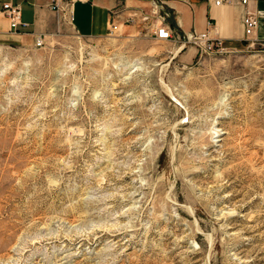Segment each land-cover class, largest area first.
Returning a JSON list of instances; mask_svg holds the SVG:
<instances>
[{
    "label": "rangeland",
    "instance_id": "1",
    "mask_svg": "<svg viewBox=\"0 0 264 264\" xmlns=\"http://www.w3.org/2000/svg\"><path fill=\"white\" fill-rule=\"evenodd\" d=\"M183 38L0 45V264H264V45Z\"/></svg>",
    "mask_w": 264,
    "mask_h": 264
},
{
    "label": "crops",
    "instance_id": "2",
    "mask_svg": "<svg viewBox=\"0 0 264 264\" xmlns=\"http://www.w3.org/2000/svg\"><path fill=\"white\" fill-rule=\"evenodd\" d=\"M20 5V22L10 28L9 19L2 12V4ZM53 0H0V45H34L39 35L46 36L57 27L58 20L72 17V27L81 36H102L122 27L128 33H145L142 15L167 14L166 21L174 31L185 36L192 30L206 32L218 39L221 46L241 44L243 6L239 0H59L65 11L51 8ZM158 4V8L154 7ZM264 9V0H252L249 9ZM252 39H264V18Z\"/></svg>",
    "mask_w": 264,
    "mask_h": 264
},
{
    "label": "built area",
    "instance_id": "3",
    "mask_svg": "<svg viewBox=\"0 0 264 264\" xmlns=\"http://www.w3.org/2000/svg\"><path fill=\"white\" fill-rule=\"evenodd\" d=\"M220 1L230 2L231 0H215L216 4ZM252 0H239V3L243 6V14L241 17V23L243 26V34L246 40L259 42L264 45V39H252L257 31L261 19L264 18V9L253 8L249 9L248 4ZM64 6H60L59 0H53L51 8L58 11H65ZM154 7L158 8V4L154 3ZM2 12L9 19L10 28L15 29L20 22V5L5 2L2 4ZM167 14L159 15L152 13L151 15H142V20L146 23L145 35L155 38L157 40H170L175 42L181 41V36L177 31H174L169 23L166 21ZM72 17L69 16V22L71 23ZM184 43H193L201 48L205 52H211L214 49H223L218 39L211 38L206 32H197L192 30L184 36ZM44 42V37L39 35L35 38L34 46H41ZM214 48V49H213Z\"/></svg>",
    "mask_w": 264,
    "mask_h": 264
},
{
    "label": "bare ground",
    "instance_id": "4",
    "mask_svg": "<svg viewBox=\"0 0 264 264\" xmlns=\"http://www.w3.org/2000/svg\"><path fill=\"white\" fill-rule=\"evenodd\" d=\"M181 48H182V45L177 46L175 48V50H174V54L177 53V52H179Z\"/></svg>",
    "mask_w": 264,
    "mask_h": 264
}]
</instances>
